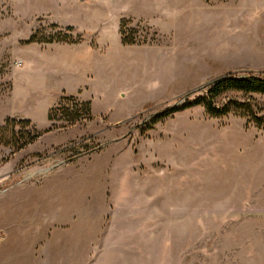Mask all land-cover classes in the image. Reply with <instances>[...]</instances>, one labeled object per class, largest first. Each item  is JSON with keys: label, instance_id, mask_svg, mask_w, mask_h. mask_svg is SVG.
<instances>
[{"label": "rangeland", "instance_id": "obj_1", "mask_svg": "<svg viewBox=\"0 0 264 264\" xmlns=\"http://www.w3.org/2000/svg\"><path fill=\"white\" fill-rule=\"evenodd\" d=\"M87 42L128 49L138 68L113 108L69 126L64 144L50 134L15 153L0 145V194L35 186L25 211L73 229L52 263L264 264V128L184 105L219 77L264 74V0H0V111L47 68L34 59ZM126 63H105L102 85ZM248 97L264 107L233 91L216 104Z\"/></svg>", "mask_w": 264, "mask_h": 264}, {"label": "crops", "instance_id": "obj_2", "mask_svg": "<svg viewBox=\"0 0 264 264\" xmlns=\"http://www.w3.org/2000/svg\"><path fill=\"white\" fill-rule=\"evenodd\" d=\"M63 10L66 11L65 8ZM64 18L68 19L65 15ZM96 34L97 43L105 39L103 33ZM82 47L78 52L63 49L53 54L43 53L45 56L34 59V62H45L47 68L32 79H25L21 86L16 85L15 93L8 99L7 108L0 111V123L7 117L27 119L36 129H47L51 124L48 120L49 109L56 104L61 94L73 95L89 102L92 120H97V117L109 112L116 100L115 91L121 89V94H124L138 68L129 64L128 49L109 46L107 49L110 51L103 54V49H95L90 42L84 43ZM112 52L117 56L113 57ZM131 54L134 55L133 52ZM120 58L127 63L110 69L111 79L108 87H104L100 80L104 64L109 63L113 67L121 62ZM71 127L46 132L36 141L55 134L57 137L53 140L64 144L71 137L68 133ZM79 128L81 129L72 135L79 136L82 130L84 132L83 125ZM40 193L42 192L35 186L15 185L0 194V264H53L55 251L63 250L65 242H71V227L55 228L57 224L46 218L45 211H25L23 208L32 205ZM67 216L64 225H70L69 212ZM74 235L76 239L77 235H83L86 239V229L80 228L79 232L75 230Z\"/></svg>", "mask_w": 264, "mask_h": 264}, {"label": "trees", "instance_id": "obj_3", "mask_svg": "<svg viewBox=\"0 0 264 264\" xmlns=\"http://www.w3.org/2000/svg\"><path fill=\"white\" fill-rule=\"evenodd\" d=\"M32 35L30 41H34ZM40 42H51V40L39 39ZM122 42L129 43L125 38ZM239 92L244 96L259 95L264 97V74H231L226 75L218 82L209 86L206 92L196 97L193 101L184 105L197 104L204 106L208 115L220 117L230 112H234L245 120V124H252L258 129L264 128V107H260L257 102H253L252 97L243 100L232 99L226 104L218 106L216 100L227 92ZM176 109H169L151 115V123L155 124L159 120L169 116ZM90 103L82 101L76 96L61 94L54 106L49 109L48 120L50 126L44 130H38L30 120L7 117L0 125V145L8 146L11 152L15 153L23 149L28 144L36 141L42 134L56 128H67L77 123L92 120ZM61 122L57 124L58 122ZM57 122V123H56ZM32 132H29L28 129Z\"/></svg>", "mask_w": 264, "mask_h": 264}, {"label": "water", "instance_id": "obj_4", "mask_svg": "<svg viewBox=\"0 0 264 264\" xmlns=\"http://www.w3.org/2000/svg\"><path fill=\"white\" fill-rule=\"evenodd\" d=\"M221 78H223V77H219V78H217V79H214V80H212V81L206 83L205 85L199 87L198 89H201V88H203V87L210 86V85H212V84L218 82L219 80H221ZM64 162H66V161H62L60 164H62V163H64ZM57 165H58V164H56V165H54V166H57Z\"/></svg>", "mask_w": 264, "mask_h": 264}]
</instances>
